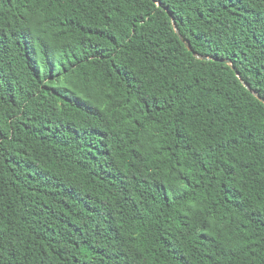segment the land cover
Instances as JSON below:
<instances>
[{
	"label": "trees",
	"instance_id": "1",
	"mask_svg": "<svg viewBox=\"0 0 264 264\" xmlns=\"http://www.w3.org/2000/svg\"><path fill=\"white\" fill-rule=\"evenodd\" d=\"M244 83L264 0H0V264H264Z\"/></svg>",
	"mask_w": 264,
	"mask_h": 264
},
{
	"label": "water",
	"instance_id": "2",
	"mask_svg": "<svg viewBox=\"0 0 264 264\" xmlns=\"http://www.w3.org/2000/svg\"><path fill=\"white\" fill-rule=\"evenodd\" d=\"M173 23H174V27H175V30H176V32L178 33V35L180 36V38L182 39V37H181V34H180V32H179V29H178V27H177V24H176V21H175V19H173ZM187 47H188V49L190 50V51H192L193 52V54L196 56V57H198L199 59H202V60H205V61H209V60H214V61H220V62H225V63H227L228 65H230V66H232V68L236 71V73L239 75V72L236 70V68L233 66V64H232V61H230V60H227V61H223V60H221V59H217V58H215V57H207V56H200V55H198V54H196L195 52H194V50H193V48H192V46L191 45H189V44H187ZM244 85L260 100V101H262V102H264V98H262L256 91H254V90H252V88L248 85V84H246V83H244Z\"/></svg>",
	"mask_w": 264,
	"mask_h": 264
}]
</instances>
